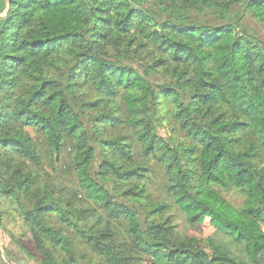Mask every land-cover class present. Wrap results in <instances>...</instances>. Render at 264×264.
Wrapping results in <instances>:
<instances>
[{
	"label": "clouds",
	"instance_id": "1",
	"mask_svg": "<svg viewBox=\"0 0 264 264\" xmlns=\"http://www.w3.org/2000/svg\"><path fill=\"white\" fill-rule=\"evenodd\" d=\"M50 3L0 0V133L14 138L0 141V264H158L164 256L191 264L183 248L191 246L203 225L210 232L196 239L195 247L210 250L209 264H218L214 257L222 254L243 264H264V249L257 245L254 258L242 255L250 242L236 241L235 233L241 229L234 227L230 216L245 215L248 205L231 174L218 172L222 183H213L215 176L202 158L193 164L181 152L169 153L165 145L175 149L179 137L157 139L156 150L144 155L161 128H178V105L188 107L195 90L177 82L169 71L144 72L155 64L159 45L178 47L169 36L187 34V51L193 59L207 57L206 70L227 86L230 77L223 76L220 65L231 59L234 70L239 66V60L228 55L232 41L241 50L258 43L264 51V9L250 7L251 0H115L110 5L103 0H79L74 9L63 10V24L53 25L50 16L55 10ZM117 5L136 10L128 34L121 31L119 21L124 17ZM97 7H111L110 27L99 23ZM56 30L71 35L50 39ZM101 32L108 33L106 40L99 39ZM227 33H231L227 40L217 44ZM130 38L146 47L133 50L128 45ZM10 51L22 58L9 55ZM171 56L170 50L159 56L168 62L166 69L173 66ZM195 67H188L194 84L199 79L192 71ZM125 76L129 80L143 76L141 116L129 111L128 92L120 85ZM43 81L48 83L41 86ZM168 83L175 84L177 95L154 99L156 85ZM37 88L40 91L33 98ZM92 99L98 100L95 107L102 105L107 113L102 122L96 120L89 103ZM210 116L200 109L191 113L192 119L214 131ZM109 118L114 119L109 122ZM249 123L238 126L246 128L239 151H247L249 144L255 146L260 160L245 166L253 168L257 180H264L260 171L264 169V123ZM109 132L127 138L119 141L126 156L105 147L103 140ZM226 145L223 141L221 149ZM90 147L94 151L86 150ZM173 156L180 158L176 164L180 171L197 170L196 178L182 183L179 175H168L166 163ZM160 157L165 164H157ZM131 164L150 168V180L143 185L126 184L121 173ZM172 184L178 187L169 191ZM129 187L132 192L125 195ZM212 189L233 213L218 214L216 205L207 202L193 203L185 210L189 194L195 201L198 193ZM136 192L142 197L139 203L130 200ZM180 195L185 196L183 201ZM161 204L166 207L150 214ZM260 234H264V224L252 241Z\"/></svg>",
	"mask_w": 264,
	"mask_h": 264
},
{
	"label": "trees",
	"instance_id": "2",
	"mask_svg": "<svg viewBox=\"0 0 264 264\" xmlns=\"http://www.w3.org/2000/svg\"><path fill=\"white\" fill-rule=\"evenodd\" d=\"M105 4L114 3L115 0H103ZM79 0H51L49 7L55 10L54 14L50 16V20L53 25L63 24L65 18L64 9H74L78 6ZM250 7L255 9H264V0H251ZM117 8H121L117 5ZM111 7H97L96 12L100 13L97 18L99 23L104 27H110L112 24L109 13ZM135 9L124 10L121 8L120 14L123 15L124 19L120 20L119 23L123 25L121 31L125 34L129 32V21L130 17L135 12ZM2 31V29H0ZM171 31V30H169ZM71 35V33L64 32L62 30H56L54 35L49 37L50 39H57L61 36ZM96 35V33H93ZM231 33H227L217 41V44H222L227 40ZM180 37H183L181 39ZM108 38V33H99L100 40H106ZM172 41V45H178V47H165L164 44H160L157 48V59L155 64L149 65L144 69L147 73L151 69L169 71L171 76H174L176 81H183V84L188 87H194L195 90L191 92L190 104L185 107L183 104H179V111L176 112V118L180 121L177 129H169L166 126L161 128L155 136L151 138L148 147L144 150V155L147 157L156 150L155 142L157 139L163 142L165 137L171 139L172 137H179L180 143L176 145V148H168L169 153H174L176 151L184 154L185 157L191 159L193 164L196 163L198 159L202 158V162L210 169L215 176L213 183L220 182V175L218 172L228 173L233 176L234 182L237 187L240 188V192L247 198L245 203L247 207L243 210L245 215L243 216H230V222L234 227L241 229L240 232L235 233L236 241H248L250 242L247 247V252L242 253V255H248L255 257L257 245L259 248L264 249V234H260L259 238L252 241V237L258 232L259 225L264 224V180H257L256 172L251 167H246L245 165L252 164L253 162L260 160V153L255 151L254 145H246L247 151L240 152L239 149L244 146L241 143V134L246 131V128H240L239 125L250 126L251 122L264 123V51H261V45L254 43L251 49L241 50L237 47L238 42L232 41L230 48L231 51L228 53L229 57L237 58L239 60V66L237 69H233L231 59L224 60L223 64L220 65L223 70L224 77H230V83L225 86L224 84L216 82L214 79L215 73L206 70V65L204 61L207 57L200 56L195 57L187 51L189 44L187 41L190 37L185 33H174L169 36ZM38 41H31L30 43L35 44ZM129 47L133 48L135 51L144 49L146 45L138 39L130 38L128 40ZM227 46V45H226ZM172 52L171 60L172 67L166 69L164 66L168 63L165 60L159 58L161 52ZM83 56L84 53H78ZM9 55H13L16 58H22L17 55L16 51H10ZM151 55V53H149ZM191 64H195L196 67L192 69L193 72L197 73L199 77L198 81H193V77L190 75L188 67ZM108 67H111L109 65ZM135 72V69H131ZM119 76V73H116ZM11 73H9V79H11ZM143 80V76H137L135 80H129L127 76L120 82V85L128 92L129 99V111L134 112L137 116H141L143 104H144V89L140 86V82ZM48 81L41 82V86ZM40 91L37 88L33 92V98ZM153 98L156 100H167L177 95V89L175 84H157L156 88L153 89ZM29 105L32 103V99L28 100ZM91 105L94 106V111L96 113V120L102 122L107 116V113L102 111V105L100 107H95L98 105L97 99H92L89 101ZM175 103V101H173ZM10 107V105L5 106ZM200 109L204 115L211 113L209 123L214 126V131L209 130V128L202 126L199 120H194L191 118V113L196 112ZM23 111V109H21ZM39 116V113H35ZM244 117V118H238ZM45 117L41 116L40 119ZM111 119L109 118V122ZM264 131V129H261ZM171 133V135H169ZM13 137L5 136L0 133V141L11 140ZM122 139H127L126 137H120L115 132H109L103 144L109 150H114L121 157L127 154L121 148L119 141ZM223 141H227V145L221 149L220 145ZM198 147H193V145ZM126 147H131L127 145ZM87 151H94L93 148L86 149ZM199 153V154H198ZM238 158V157H241ZM131 160V157L128 156ZM178 156H173L172 160L166 163V173L170 176L179 175V179L182 183H187L189 179H195L198 175L197 170L193 168H188L180 171L176 164L179 161ZM105 164L111 163V161H105ZM157 164H165L164 158L160 157L157 160ZM87 167V165L85 166ZM151 169L145 167L141 164H131L122 173L121 176L124 182L128 185H136L137 183L143 185L150 180ZM260 171L264 172V169ZM211 179V177H209ZM178 185L172 184L169 186V191L177 188ZM143 191V188H140ZM132 192V188L129 187L125 190V195ZM8 194V193H6ZM189 194V202L186 205L185 210L192 208V204H201L207 202L208 204H215L218 209V214L223 216H229L233 213L234 209L227 205L225 201H222L219 194L212 189L211 191L205 192L203 194H197L199 196L198 200H191ZM179 199L183 201L185 196L180 195ZM130 200L136 203L142 201V197L139 192L133 193ZM166 207V205H158L150 210V214L154 212H159L161 208ZM199 215V212H197ZM195 220V216L193 217ZM239 221V222H237ZM167 223V221H164ZM255 226V227H254ZM163 235V234H161ZM226 235H231L227 233ZM196 239L194 238L190 241L188 247L183 248L184 252H187L191 256V264H209L208 253L210 250L205 248H200L197 250L195 247ZM205 242H207L205 240ZM173 251L179 252L180 249H174ZM218 261V264H226V262L231 261V264H243L240 261L234 260L230 255H220L214 257ZM158 264H179L178 257L164 256L158 261Z\"/></svg>",
	"mask_w": 264,
	"mask_h": 264
},
{
	"label": "rangeland",
	"instance_id": "3",
	"mask_svg": "<svg viewBox=\"0 0 264 264\" xmlns=\"http://www.w3.org/2000/svg\"><path fill=\"white\" fill-rule=\"evenodd\" d=\"M239 195L241 197H245L241 192L239 193ZM210 232V229H208V226L207 225H203L200 229V231H198L196 234H195V237L196 238H202V237H207L208 234ZM242 262V261H240ZM243 263V262H242Z\"/></svg>",
	"mask_w": 264,
	"mask_h": 264
}]
</instances>
